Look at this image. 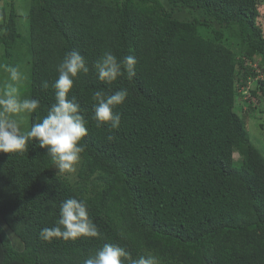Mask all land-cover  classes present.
Returning a JSON list of instances; mask_svg holds the SVG:
<instances>
[{"label": "trees", "instance_id": "1", "mask_svg": "<svg viewBox=\"0 0 264 264\" xmlns=\"http://www.w3.org/2000/svg\"><path fill=\"white\" fill-rule=\"evenodd\" d=\"M0 3V85L28 64L22 92L39 101L29 129L56 102L65 54L79 51L90 68L69 93L88 128L75 177L35 140L0 153V217L12 232L0 224V264H84L106 243L158 264H264V155L248 131L259 106L241 101L248 87L264 99L260 0ZM108 51L121 64L134 57V74L100 81L93 65ZM121 89L120 128L98 127L94 93ZM68 198L86 203L98 237L40 238Z\"/></svg>", "mask_w": 264, "mask_h": 264}, {"label": "clouds", "instance_id": "2", "mask_svg": "<svg viewBox=\"0 0 264 264\" xmlns=\"http://www.w3.org/2000/svg\"><path fill=\"white\" fill-rule=\"evenodd\" d=\"M136 60L132 56L124 59L123 64L110 51L105 52L93 65L100 81L111 84L122 75L123 71L134 74ZM10 82L4 85L0 95V153L22 152L32 141L46 148L59 172L74 171L75 164L84 151L81 140L88 133L86 120L82 115L81 105L75 96L69 97L75 79L81 73L87 74L90 68L85 57L79 51H68L63 61L57 65L58 79L52 85L55 89V103L48 109L41 122L34 123L24 130L15 118L21 113H32L39 107L37 99L20 98V81L22 74L16 68L8 69ZM252 84V83H251ZM44 88L48 82L44 81ZM126 89L108 95L103 90L96 91L93 99V118L97 126L108 124L110 129H119L121 114L114 109L127 98ZM114 139L113 136L108 137ZM60 219L55 227L41 229L40 238L51 241L53 238L75 240L81 236L98 237L100 233L91 221L87 205L76 198H68L60 205ZM158 264L157 257L148 255L133 259L123 247L106 243L95 256L84 261V264Z\"/></svg>", "mask_w": 264, "mask_h": 264}, {"label": "rangeland", "instance_id": "3", "mask_svg": "<svg viewBox=\"0 0 264 264\" xmlns=\"http://www.w3.org/2000/svg\"><path fill=\"white\" fill-rule=\"evenodd\" d=\"M5 2H7V0H5ZM0 6H2L1 3H0ZM22 6H25V5H22V1H20L19 9H20L21 13L24 15L25 14V9ZM259 10H260L259 23L262 25V27L264 29V0H260ZM0 21H1V19H0ZM18 22H19L20 30L23 33H26L27 28H28L27 20L23 19V17H20ZM257 60L260 61V64L263 65V68L259 69V74H260L259 78L262 79V78H264V57H258ZM1 71H2V69H1V66H0V83L3 81V76H2ZM19 72L22 74V77H23L22 80L20 81V85H19V87H20V98L21 99H28V95H27L26 91L22 92V90L24 88V78L25 77L27 78L28 75H26V73L29 72V66H28V64H26L24 62V60H23V66L20 65ZM4 81L5 82L7 81V79L5 77H4ZM252 84L255 85L254 82ZM246 89H247L246 91H243V96H242L241 101L242 100L244 101V100H247V99H252L254 104L259 106V108H257L256 112H254V113L250 112V117L248 119L249 135H250L251 140L260 148V150L262 151V153L264 155V126H263V123H264V112L262 111V110H264V99L262 97L253 96L252 93H251L250 88H246ZM0 90L2 91L1 85H0ZM2 94H3V91L1 92L0 95H2ZM239 100H240V98H239ZM238 111L240 112V114H243V112L246 113V111H248V108L246 107V105H244V108L242 110H239V108H238ZM15 118L20 122L21 127L24 130H28L29 129V113L25 112V113L18 114ZM235 156L237 158L238 157V153H236ZM78 165H79V161L75 164L74 171H71V172H60V173L63 174V175L71 176L73 178V177L76 176V172L78 170ZM57 170L59 171L58 168H57ZM1 220L2 219L0 217V224L3 225L5 227V229H6V231L9 233L10 229ZM11 234H12V232L10 231V235ZM13 236L14 235H12L11 237L13 238Z\"/></svg>", "mask_w": 264, "mask_h": 264}, {"label": "built area", "instance_id": "4", "mask_svg": "<svg viewBox=\"0 0 264 264\" xmlns=\"http://www.w3.org/2000/svg\"><path fill=\"white\" fill-rule=\"evenodd\" d=\"M252 83V82H251ZM249 88V87H248ZM246 91V90H245Z\"/></svg>", "mask_w": 264, "mask_h": 264}]
</instances>
